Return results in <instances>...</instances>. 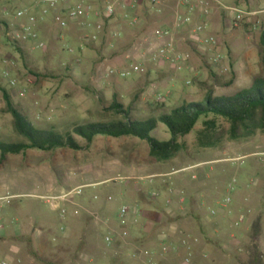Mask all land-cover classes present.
<instances>
[{
  "label": "rangeland",
  "instance_id": "obj_1",
  "mask_svg": "<svg viewBox=\"0 0 264 264\" xmlns=\"http://www.w3.org/2000/svg\"><path fill=\"white\" fill-rule=\"evenodd\" d=\"M32 1L0 0V141L19 140L12 117L6 112L3 91L32 123L63 131L74 125L113 119L106 108L114 98L124 106L130 105L135 116L147 117L151 113L149 105L163 104L169 112L183 101L201 99L210 89L216 95H233L263 73L264 53L259 37L264 31V0H204L209 10L208 27L216 26L214 36L222 41L219 53L225 56L223 66L212 67L208 55L193 49L189 52L193 72L174 69L167 74L159 72L165 66L150 63L144 54L156 48L152 35L160 28L161 21L147 14L146 9L140 11L145 24L137 38L128 33L125 39L108 37L105 41L86 44L81 38L83 31L71 24L61 38L54 40V24L49 16L44 29L51 36L41 35L46 50L36 49L27 42L19 43L18 51L3 23L11 30L23 24L25 20L16 19L15 11L31 6ZM229 8L241 9L250 16L242 25L233 26L234 16ZM120 29L124 31V27ZM66 46L73 48L74 53L69 54ZM126 55L130 57L129 63ZM139 58L143 60L144 73L130 75L126 80L107 76L109 68L130 70ZM3 68L17 81L16 87H10L1 76ZM185 81L191 85L186 86ZM21 91L24 96H20ZM159 95L164 98L162 103L157 102ZM206 121L202 119L189 135L178 139L181 149L167 162L151 159L148 144L130 137H101L79 152L32 150L8 156L0 167V198H3L0 227L7 230L13 223L19 224L27 230L35 229L56 244L67 234L71 235L70 242L56 248L50 245L43 252L35 250V254L30 248L24 249V254L16 259L26 262L29 253L35 255L34 264H146L144 256L133 259L131 255L139 249L156 246L157 241L151 243L149 237L133 235L134 238L113 247L105 242V237L112 235L111 226L122 228L119 223L122 207L130 212L136 208L146 210L147 197L153 199L151 195L159 192L162 183L183 181L185 189L198 185L212 195L211 199L203 198L200 222L193 215L183 221L199 240L190 249L194 264H246L253 246L252 225L258 219L261 232L257 245L264 261V127L243 135L240 127L234 131L228 121L216 119L212 130H205L215 141V145L207 147L199 141V131L205 128ZM151 135L159 141L171 138L163 124ZM195 164L199 165L180 171ZM164 172L171 175L150 177ZM85 184L96 185L86 186L82 195L60 202L58 209L53 208L51 197ZM227 197L232 199L228 207L232 214L222 212L209 218V209H219V203ZM155 199L161 202L163 197ZM81 201L93 215L90 223L71 234L69 227L74 212L78 211L82 218L90 217L85 208L72 204ZM61 210L66 211L64 217ZM247 210L251 212L247 220L235 226L236 216ZM17 245L14 239L0 240V264H11L5 260V254ZM67 251L76 253L75 257L66 256ZM185 253L168 256L161 264H179Z\"/></svg>",
  "mask_w": 264,
  "mask_h": 264
},
{
  "label": "built area",
  "instance_id": "obj_2",
  "mask_svg": "<svg viewBox=\"0 0 264 264\" xmlns=\"http://www.w3.org/2000/svg\"><path fill=\"white\" fill-rule=\"evenodd\" d=\"M98 0H34L33 4L27 8L17 9L15 11V18L18 20L24 19L25 22L21 25L14 26V29L8 32V36L17 43L33 44L34 48L39 50H46L47 44L41 38L40 29L42 25L46 23L49 16H52V21L55 27L56 39L61 38L64 32L70 27L71 24H76L80 30L83 31L82 40L86 44L97 43L103 40H108V37L113 39H120L123 37L121 29H111V23L120 17V20L125 26L130 29L137 28L141 22L142 17L140 11L146 9V11L155 14L162 15L164 13L163 5L165 2L175 3L177 10L173 16V23L167 28H158L153 32V39L156 41L157 46L154 50L145 52L148 57V61L158 66H170L174 69L181 70L186 69L193 72L192 67L189 65V55L177 50L174 32L181 30L182 28L192 23V16L200 9L202 20L199 21L192 29L194 41L197 45L199 53L209 56V63L214 68L223 66L225 56L219 53L222 47V41L208 34L207 16L209 10L205 8L204 0H104L101 5H94ZM233 13V26H237L244 23L247 16L245 11L238 8H229ZM206 21V22H205ZM113 47L114 44L110 43ZM66 51L69 54L74 53L73 48L66 46ZM126 61L129 63L130 57L125 56ZM79 62V60H76ZM6 64L7 61H4ZM143 60L136 63H132L130 70H120L116 68H109L107 76H116L119 79L126 80L130 75H137L144 73ZM1 76L7 79L10 87H16L17 81L11 79L10 72L7 68H3ZM185 85H191L190 81H185ZM20 96H24V92H20ZM164 100L163 96L157 97L158 102ZM86 186L76 187L62 195L50 198L55 209L59 208V203L68 201L73 196L82 195V191ZM184 191L178 193L180 202H183ZM156 197V195H153ZM3 199V198H2ZM232 199L230 197L224 198L219 203V209H210L209 215L212 218L217 217L220 213L226 212L229 216L232 214L228 211ZM250 210L240 212L235 219V226H240L247 220ZM65 210H61L60 215L64 217ZM142 217V212L138 208L130 212L127 207H122L119 214V223L122 227H127L129 224H139V219ZM129 233L127 231L121 234H114L105 237V242L114 246L115 244L123 241ZM197 237L190 235H181L179 241L169 242L167 240L157 241L156 246L139 249L133 252L131 257L133 259H139L144 256L146 264H161V260L168 256L179 255L182 251L186 253L182 257L179 264H194L192 260L191 245L198 243ZM207 258V255H204Z\"/></svg>",
  "mask_w": 264,
  "mask_h": 264
},
{
  "label": "trees",
  "instance_id": "obj_3",
  "mask_svg": "<svg viewBox=\"0 0 264 264\" xmlns=\"http://www.w3.org/2000/svg\"><path fill=\"white\" fill-rule=\"evenodd\" d=\"M3 24L9 32L8 25ZM13 42L18 47L19 43ZM259 44L264 53V31L260 34ZM17 49L20 50L19 47ZM3 97L6 112L12 117L13 128L19 140L0 141V167L6 163L10 155H19L32 150L53 152L67 149L79 152L101 137L112 139L130 137L144 141L149 146L151 159L167 162L181 149L178 139L189 135L202 119L207 121L204 123L205 128L199 131V141L207 147L215 145V141L205 134V130H212L216 119L228 121L234 131L240 127L243 135H251L257 129L264 127V67L261 76L254 78L247 88L233 95H216L214 90L210 89L201 99L183 101L180 106L169 112L165 111L166 107L163 104L149 105L151 113L147 117L135 116L134 109L130 105L124 106L117 98H114L111 105L106 108L112 113L113 119L74 125L63 131L32 123L13 105L6 91H3ZM155 114L157 116H152ZM159 124L167 128L171 136L169 140L159 141L152 137V132L158 128ZM79 140L83 141L85 146H82ZM260 232L261 220L258 219L252 225L253 246L249 250V259L246 264H264L263 253L257 245Z\"/></svg>",
  "mask_w": 264,
  "mask_h": 264
},
{
  "label": "crops",
  "instance_id": "obj_4",
  "mask_svg": "<svg viewBox=\"0 0 264 264\" xmlns=\"http://www.w3.org/2000/svg\"><path fill=\"white\" fill-rule=\"evenodd\" d=\"M103 1L104 0H98L96 1L94 5H101ZM33 2L34 0L32 1V3ZM92 2H94V0H92ZM163 8H164V13L162 15H155L148 11H146V13L150 15H155L161 20V21L159 20L160 22L158 23L160 28H167L172 25L174 13L177 10H179V8H177L175 3H171V2H165L163 5ZM201 20H202V16L200 13V9H197V11L192 16V23L182 28L181 30L174 32V40H175L177 50L189 55V57H190L189 52L193 51V49L199 53V50L197 49V45L194 41L192 29ZM122 24L123 22L120 20V17H117L111 23L110 27L111 29H120V27H124V31L121 29L123 32L124 39L126 38L128 33L133 34L134 38H137V34L139 33L140 28L144 27L145 21L142 20L141 24L137 28H134V29H130L124 24L123 25ZM39 29H40L42 36L46 38L51 36L49 32H46V30L44 29V25L39 27ZM53 30H54V33H52V38L56 40L55 27ZM217 30L218 29L216 28V26L213 25L208 30V34L214 36ZM189 65L192 67V69L194 68L192 58H190L189 60ZM166 66L161 67L162 70L159 71L160 74H167L169 70H174V68L168 69ZM195 76H197V74ZM197 165L199 164L188 165V166L182 167L180 171L192 169L196 167ZM168 175H171V174L164 172V173H156L150 177L168 176ZM183 183H184L183 181H176V182L168 181V182L162 183L159 188L160 189L159 192H154L151 195L153 199L151 198L149 199L147 197L148 200L146 202L147 203L145 207L146 210H141L142 217L139 219L138 226L129 224L127 227H122L120 229L111 226V233L121 234L127 231L129 235L124 239V241L130 238L131 239L134 238L133 235L137 236L136 238L143 235L144 237H149L150 238L149 241L151 243L155 241H159V240L177 242L180 239L181 235L192 236V233L189 232V230L184 225L183 221L186 220L187 218H191V215H193L194 217L193 216L192 217L195 219V221L200 222L198 215H200L203 219V212H202V207L204 206L203 198L208 197V199H211L212 195L207 193L206 190H203L198 185H193L191 188L187 187L185 189ZM95 185L96 184H85V186H90V187H93ZM81 186H84V185H81ZM180 191H184L185 193L182 203L180 202V197L178 195ZM153 195H156V197ZM56 196H53V197H56ZM158 196L163 197V200L161 202L157 201L156 199L154 200V198H157ZM72 204L82 209L86 207L84 201H81L78 203L75 202V204L74 203ZM262 205H264L263 201H262ZM85 211L87 215L90 217L82 218L81 214L78 213V211L74 212V214L72 215L71 221H70L71 225L69 227L71 234L74 233L75 231H79L80 228H83L82 226L85 223H90L89 221L93 213L89 212L87 208H85ZM208 217L212 218L210 215ZM7 238L14 239L15 242L18 244L17 245L18 247L10 248L8 254H5L6 261H8L11 264H34L35 262V259H34L35 252L34 251L35 250L39 252H43L46 249V247L50 245L51 246L53 245V248H56L59 245H63L66 242H70L71 235L67 234L63 238V240L60 242V244H56V243L49 242L40 233H36L35 229L30 228L29 230H27V229H24L23 226L13 223V225H11L9 229L7 230H5L4 227H0L1 241ZM118 244H115L113 247H116ZM29 248L33 250L34 254H29V253L28 255L26 254L27 257L29 258L28 261L21 262L20 260L16 259V257H18L19 255L24 254L23 252L24 249H29ZM71 253L72 252L67 251L65 254L68 257L72 255V258H74L76 253H73V254ZM4 264H7V263L4 262Z\"/></svg>",
  "mask_w": 264,
  "mask_h": 264
}]
</instances>
